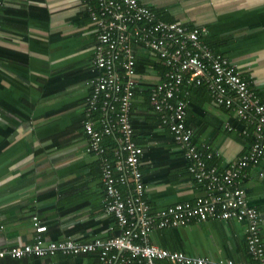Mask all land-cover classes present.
<instances>
[{"label":"crops","instance_id":"1","mask_svg":"<svg viewBox=\"0 0 264 264\" xmlns=\"http://www.w3.org/2000/svg\"><path fill=\"white\" fill-rule=\"evenodd\" d=\"M0 8V251L35 239L33 217L51 241L89 243L115 237L116 223L105 210L100 162L86 151L82 125L89 82L101 73L93 62L99 45L86 0H1ZM158 17L204 30L203 40L228 56L264 102V0H139ZM141 83L133 119L155 125L144 88L162 78L148 51L136 48ZM189 102V101H188ZM187 124L199 148L215 153L209 165L225 171L252 141L232 111L196 91ZM227 125L234 130L228 131ZM146 126V124H145ZM154 130L162 132V128ZM136 132L144 147L141 170L152 211L202 197L179 147L169 139ZM149 130V129H148ZM105 139L110 149L116 142ZM115 141V139H114ZM154 152H150L152 150ZM261 216L264 245V162L250 167L242 182ZM127 192V188H123ZM247 223L209 219L181 228L155 229L150 242L194 259L252 262ZM0 264H99L97 255L47 259L5 258ZM156 264H172L158 261Z\"/></svg>","mask_w":264,"mask_h":264},{"label":"built area","instance_id":"2","mask_svg":"<svg viewBox=\"0 0 264 264\" xmlns=\"http://www.w3.org/2000/svg\"><path fill=\"white\" fill-rule=\"evenodd\" d=\"M88 1V0H86ZM92 23L99 45L93 62L102 73L89 82L90 95L82 125L86 151L100 162L105 189V210L121 233L103 240L80 243L71 238L51 241L47 227L33 217L35 239L30 244L0 251L5 258L47 259L58 254L68 257L97 255L99 264H264L261 216L246 197L242 182L250 167L264 162V102L244 80L237 66L203 40L204 30L161 20L139 0H89ZM0 0V8L2 6ZM136 48L148 51L156 64L164 66L162 78L153 85L150 102L188 160V169L205 194L193 202L179 203L152 211L146 200L141 170L144 147L136 140L133 106L141 80L137 71ZM205 87L214 104L253 128L250 150L219 171L209 165L215 153L194 142V130L187 125L190 90ZM228 131H233L227 125ZM245 130L240 135H248ZM113 137L110 149L105 139ZM127 188V192H123ZM246 222L248 251L253 261L194 259L183 252L159 248L150 242L155 229H171L209 219Z\"/></svg>","mask_w":264,"mask_h":264},{"label":"trees","instance_id":"3","mask_svg":"<svg viewBox=\"0 0 264 264\" xmlns=\"http://www.w3.org/2000/svg\"><path fill=\"white\" fill-rule=\"evenodd\" d=\"M154 11H155V10H154ZM94 68H95V67H94ZM155 69H156L157 71H162V73H164V71H165L164 66L161 65V64H156ZM98 70H99V69H98ZM137 71H138V73H139L138 65H137ZM101 73H102V71H101ZM101 73L97 74L96 77L99 76ZM152 88H153V85H150V86L145 87V88H144V95H145L146 103H148V105H149V108H148L149 111H152V112H153V114L150 115L149 117H150V118H153V121H155L156 123H155V125H150V126L148 127V125H149L150 123L147 124V121H146V123L141 124V123L139 122L138 119H133V126H134V129H135V131H137L139 128H141V130H140L141 132H145V133H146V132H149V133H151V134L154 136V139L162 140V139H169V138H170V140H172L173 142H175V141H174V137H173L171 131H170L168 128H162V127H161L160 117H159V115H158L157 113H155L153 107L151 106V102H150V92H151V89H152ZM138 89H139V88H137V90H136L135 100H136V98H137V96H138V95H137V93H138ZM200 90L203 91V93L208 94V96L210 97L208 91L206 90V88H205L204 86H203V87H199V88H194V89H191V90H190L191 95L188 97L189 102H190V100H191V98H192V94L195 93L196 91H200ZM210 98H211V97H210ZM145 124H146V126H145ZM239 124L241 125L240 129H242V130L245 128V126H247L246 123H244L243 121H239ZM187 125H188V124H187ZM158 126H160L159 128H162L163 130H162V132L155 133L154 130L157 129ZM247 127H249V126H247ZM148 129H149V130H148ZM247 133H248V135H243V137H246V138L250 139V140L253 142V140H254L253 132H250V131L248 130ZM135 138H136V140H137V142H138L139 144H141V143L143 142V141L141 142V141L139 140V138H138L137 135H136ZM110 140L114 142V139H110ZM175 144H176V143H175ZM176 145H177V144H176ZM153 150H154V149L149 150V153H150V152H154ZM180 152L183 154V157H184L183 160L188 164V160L185 158L184 152L181 151V150H180ZM190 174H191V173H190ZM112 218H113V217H112ZM113 219H114V218H113ZM114 220H115V219H114ZM115 223H116V220H115ZM114 229L116 230L115 235H119V234L121 233L120 228L118 227L117 223H116Z\"/></svg>","mask_w":264,"mask_h":264}]
</instances>
